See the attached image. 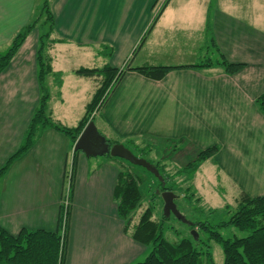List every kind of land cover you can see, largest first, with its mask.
<instances>
[{
	"label": "crops",
	"instance_id": "1",
	"mask_svg": "<svg viewBox=\"0 0 264 264\" xmlns=\"http://www.w3.org/2000/svg\"><path fill=\"white\" fill-rule=\"evenodd\" d=\"M43 2L0 0V50L10 45L23 26L41 16ZM47 2L53 17V30L45 56L50 60V73L63 72L69 78L63 76L64 82L59 88L57 100L63 109L59 120L77 125L84 114L81 116V110H78L76 116L70 112L69 105L76 103L79 96L86 97L81 103L85 112V106L99 84L97 76L77 75L76 69L96 68L106 63L125 69L104 104L98 129L106 140L121 144L125 141L145 142L146 145L164 140L175 145V152L182 153L177 161L188 152L197 154L216 146V153L201 163L202 169L207 165L208 177H202V171L196 172L192 181L194 188L204 179H212L213 185L220 186L224 195L235 192L234 200L244 192L250 196L264 195V184L260 186L256 176L262 174L264 177V170L258 173L255 170L259 152L263 154L264 165V111L257 103V98L264 93V0ZM40 22L44 24V18ZM207 24L209 32L206 31ZM151 28H154L155 36L153 45L159 49L155 56L173 48L175 58L187 57L186 63L167 64L166 57L149 63L150 49L140 56L137 64H133L145 47L146 35ZM28 35L7 68L0 73L2 105H8V100L13 99L25 107L21 123L13 126L12 132L18 135L14 142L16 149L23 141L20 136L24 137L41 96L36 62L39 38L28 45ZM147 45H151L150 41ZM102 46L111 47L112 54L101 53ZM220 53L230 62L242 63L243 67L229 74L215 64L192 66L201 63L204 59L200 58L206 54L212 61L218 60ZM95 61L101 65H96ZM144 65L174 68L159 80L126 68ZM70 84L72 86L68 87ZM69 90L71 92H67ZM48 94L47 109L51 108L53 113L49 104L53 97ZM54 118L57 117L54 115ZM6 125L0 123V128ZM42 136L44 141L39 145ZM72 145L69 137L52 128L44 130L35 139L29 150L36 151L30 161L39 166L38 173L29 167L28 175L14 178L17 184L25 183L21 192H16L15 187L6 201H0V225L12 234L22 227L57 228L65 174L72 156L70 167L74 160L75 169L65 264H129L138 253L137 249L140 251L145 246H138L123 231L122 219L116 212L113 190L120 169L113 160L101 163L90 159L95 156L86 157L81 152L74 154ZM43 148L51 154L45 157L38 154L37 150ZM28 151L12 164L17 167L22 163L20 161L27 159ZM244 151H249L248 160L243 159ZM254 156L255 161L252 160ZM34 182L40 185L33 188ZM8 214L11 215L8 219L2 217ZM132 243L139 248L134 246L135 255L129 257L125 249Z\"/></svg>",
	"mask_w": 264,
	"mask_h": 264
},
{
	"label": "trees",
	"instance_id": "2",
	"mask_svg": "<svg viewBox=\"0 0 264 264\" xmlns=\"http://www.w3.org/2000/svg\"><path fill=\"white\" fill-rule=\"evenodd\" d=\"M41 9L45 10L49 22L47 32L39 37L36 54L38 65L37 81L41 96L26 127L22 144L0 166V178L17 158L31 148L37 135L48 128L63 133L74 143L87 122L91 119L93 120L92 114L97 109V106L100 109L104 105L109 92L125 72V69L113 67L108 63L96 68L80 67L76 69L75 73L77 75L97 76L99 84L91 100L86 104L84 115L77 125L67 127L53 122L47 114L49 94L44 83L46 75L51 72V65L50 60L45 56L43 51L45 45L44 38L49 40L50 32L53 30V17L48 9L47 0H44ZM36 20L23 26L13 36L10 46L5 51L0 50V73L7 68L15 53L25 41L26 36L35 26ZM206 31L209 32L208 24ZM211 41L214 43L213 39ZM102 47L101 53L105 56L112 54L111 47ZM213 64L223 67L224 71L229 74L235 73L243 67L242 63L228 61L221 53L218 60L212 61L208 57L201 63L192 66L210 67ZM126 68L135 70L150 79L159 80L174 67L144 65ZM109 87V91L105 93ZM257 103L259 108L264 111V93L257 98ZM107 142L110 143L108 140ZM216 149V146H211L200 150L195 160L190 162L191 164L195 162L193 166L187 165L180 172L183 173V170L185 172L190 170L191 174L194 173L198 163L209 157ZM73 152L76 154L79 151ZM74 169L75 164L73 160V172ZM160 185L161 189H168L164 183L161 182ZM186 190H189V187ZM113 196L116 201L117 215L124 221V230L126 231L136 209L140 207L143 199L136 177L128 172L119 170ZM236 202L235 211L227 220L212 226L206 222L199 223V227L207 233V239L201 240L199 237L197 239L182 238L176 242H170L164 237L163 225L152 218L153 206L150 204L140 214L137 223L133 226L131 238L145 247H151V250L143 261L129 264H216L210 241H214L220 245L223 251L222 264H264V195L249 196L246 193H242ZM62 208L63 205H61ZM63 222L66 225L61 223L60 213L57 228L54 230L22 227L16 234L8 232L0 225V264H65L68 219ZM228 226L245 231L247 235L242 237H224L218 229ZM213 227L217 229H211Z\"/></svg>",
	"mask_w": 264,
	"mask_h": 264
},
{
	"label": "rangeland",
	"instance_id": "3",
	"mask_svg": "<svg viewBox=\"0 0 264 264\" xmlns=\"http://www.w3.org/2000/svg\"><path fill=\"white\" fill-rule=\"evenodd\" d=\"M211 5H213V4H211ZM41 16H39L37 18V20H36L37 25L32 30V32L29 33V35H28L29 36L28 37V39H29L28 45L33 44L34 41L36 40V38L37 37L39 38L48 29L47 25L49 22L47 20V14H46L45 10H43V9L41 10ZM43 18H44V24L42 22H40L41 19H43ZM150 30H151L150 33L149 34L147 33V35H146L147 39L145 42V47L139 51V55L136 57L133 64H137L138 60L141 59L140 56H143L145 54V52L150 51V49H151L150 58L147 57L148 58L147 61L149 63L159 62V60H157V59L160 57H166L167 58L166 63L171 64V65L179 63L177 61H183L182 63H186L185 61L187 60V57L175 58V56L172 54V52L174 51L173 48L168 49L166 52L161 51L159 55L157 54L155 56V51H157L159 49H156L153 45L154 44L153 37H155L154 36V28L153 29L151 28ZM49 39H51V38H49ZM37 40H39V39H37ZM149 41H150L151 45H147ZM49 42H50L49 40L44 38V44L45 45H44L43 51H44L45 55H46V52L48 51ZM181 42H183V39L181 40ZM9 46L1 49V51H5ZM152 47H153L154 51H153ZM179 48L180 47H178V49ZM137 52H138V50H137ZM207 55L208 54L204 55V57H202L200 59L203 60V59L210 57ZM90 58L91 57L89 56V59ZM95 63H96V65L98 64V66L101 65L100 64L101 62L95 61ZM53 72L50 73V75H49L50 79H48L49 78L48 77L47 80L44 81L45 86L47 88V92L50 93L51 97H53L52 99H50L49 104H50V107H52V109H54V112L52 113V110L50 108V109H47V112H48L47 114L51 117L53 122L61 123L62 125L67 126V127H72L74 124H72V125L66 124L65 122H62L61 120L58 119L59 114L63 110L62 108H60L61 107L60 103L57 100L60 97L59 88L61 87V84L64 82V77L66 79L68 76H66V74H64L63 72H59V71H53ZM67 75H68V73H67ZM45 79H46V77H45ZM67 79H69V78H67ZM70 86H72V84H70L68 87H70ZM115 86L113 87V89L115 88ZM110 87L108 88V90L105 93H107L109 91ZM83 89L84 88H82V90ZM113 89H111V91L109 92L107 99L109 97H111ZM67 92H71V91L69 90ZM83 92H84V90H83ZM85 98L86 97L82 98V96H79L76 103L70 104L69 105L70 112L74 113L77 116L78 110H81V116H82L84 114V108L82 107L81 103L84 101ZM67 99H68V96H67ZM107 99H106V101H107ZM0 100H1L0 101V123L7 124L5 128H0V166H2L3 163L6 161L7 157L10 155V152H11L10 149L14 148V149H12V151L13 150L16 151L17 146L14 145L15 144L14 142L17 139L18 135L15 132H12L13 129H15L13 126L16 123H21V118H22V116L25 115V107H24V104L19 103L18 100H16V101H14L13 99H11L10 101L8 100V105H2L4 97L1 98ZM79 106L81 109L79 108ZM104 110H105V105L101 106L100 109H98V106H97V109L92 114L93 121H94L97 129L98 128L100 129V127H101L100 126V123H101L100 119L103 117ZM54 115L57 118H54ZM40 134H42V132L39 133L37 135V137L40 136ZM20 139L23 140V137L20 136ZM40 140H41V143H39V142L38 143H39V145H42L43 141H44V137ZM109 142L111 144H114L113 140H110ZM158 142L159 143H150L149 145H146L147 143H145V142L133 143L131 141H125L122 144L126 148H128L138 158H143V159L147 160L148 162H150L151 164H153L157 168V170L159 171V174L161 175L162 180L158 176L153 174L152 172L148 171L145 167L140 166V165H136V164H131L127 160H124V159L119 158V157L100 155V156L90 157V159L99 160V161H101V163H103V161L113 160V162H115V164L117 165V167L120 170H123L125 172L130 173L131 175H133L137 179L139 189L141 191V194L143 195V199H142V203H141L140 207H138L136 209L134 216L131 220V223L128 226V229L126 231L124 230V221L122 220L121 223L123 226V231L125 233H127L131 236V231L133 229V226L137 223L140 214L144 211V209L147 206H149L151 204L153 206L152 218L154 220L162 223L163 230H164L163 234H164V237L168 241L176 242L182 238H192L193 239L194 238L193 230H195L197 232V236L199 237V239L205 240V239H207V233L204 232L199 227V223L206 222L210 226H212V225H215L219 222H223V221L227 220L230 217V215L235 211L236 203H237L236 202L237 200L236 199L234 200V198H233L234 195L236 196L235 192L230 191V192H227V195H224L222 192H220V186H214L213 185L214 181L212 179H204L201 182V184H198L199 187L194 188V184L192 181H193V178H194L196 172L202 171L201 176L202 177H204V176L208 177L207 176L208 172L205 171V166H207V165H205L202 169L201 163L203 161H205L207 158H209L210 156H212L213 154H215L217 150H215L206 159L200 161L198 163L197 168L194 171V173L191 174L190 170L187 172H185V170H183V173H181L180 170L185 168L187 165L193 166V164L195 162H193V164H191L190 162L195 160L199 151L197 152V154L194 153L193 151L188 152L187 154H185L186 156H184L181 160L177 161L176 158H178V157L180 158V155L182 153L175 152V150H174L175 145L173 146L172 144H170L169 142H165L164 140H160ZM247 145H248V143H247ZM249 151H246V152L244 151L242 153L244 160H248ZM35 153H36L35 150H29L27 152V154H28L27 159L20 161V162H22V163L19 162L20 164L17 163V164H19L17 167L15 166V164H12L3 173V175L0 178V201L1 200L6 201L8 199V196H10V194H12L15 191V189H14L15 187H16V192L22 191V186L24 185L25 182H23V184L21 182H18L19 184H17L14 181V178H16V176L20 175L21 177H23L24 175H28L26 170L29 171L27 169L29 167H30V169H32V171L38 173L37 171L39 170V168H38L39 166L37 164H33L34 162L32 163L30 161L32 159V157L35 156ZM37 153L38 154L41 153V155L44 157L48 154H51L45 148H43L39 151L37 150ZM261 153L262 152H259V158H258L259 163H258V166L255 168V170H257V173H258V171L264 170V165L262 166L263 154H261ZM252 155H254V152H252ZM49 156H51V155H49ZM71 160H72V156L68 160V167H67L68 170L66 171V174H65V183L63 184V189H62L61 204L63 205V208L61 209L60 213H61V223L63 225L64 224L66 225V223L63 221L64 220L67 221V219H69L68 211L70 212V207H71V202H72L70 194H71V188H72L71 185L73 183V178H74L73 176L74 175H73L72 168L70 167L71 162H72ZM252 160L253 161L256 160L255 156ZM185 163H187V165ZM184 165H186V166H184ZM11 169H12V173H10ZM30 175H31V177H35L32 174H30ZM190 176H191V178H190ZM256 176L258 177L257 178L258 184L260 186H262L264 184V177L262 176V174H258ZM186 180H188V181H186ZM162 181L165 184L166 188H168V189H161L160 183ZM36 182H34L32 184L33 188H34V186L37 187L40 185ZM188 187H189V190H186V188H188ZM23 188L26 190V187H23ZM163 190H171L176 194L175 202L177 204V208L185 216V218L187 220L192 222L191 225H189L185 222H182L173 214H170L169 216L164 215V213H163V200H162V197L160 195V193ZM19 211H23V210L20 209ZM0 215H2V213ZM2 217L5 219H8L9 217H11V215L8 214V215H4ZM63 225H61V227H63ZM211 229H217V228L213 227ZM218 231L224 237H232V236L242 237V236L247 235V232L241 231V230H239L233 226L220 228V229H218ZM209 243L211 245L214 260H215L216 264H222V262H223V251H222L220 245L214 241H210ZM132 244H134V243H132ZM132 244H130L129 248L125 249L126 251L129 252V257H132L135 255L134 246H136L135 245L136 243L133 246H132ZM137 245L142 246L139 243ZM137 248H139V247H137ZM137 250H138L137 251L138 253L130 261V263H136V262L143 261L145 259V257L147 256V254L150 252L151 247H144V249H142L140 251H139V249H137Z\"/></svg>",
	"mask_w": 264,
	"mask_h": 264
},
{
	"label": "water",
	"instance_id": "4",
	"mask_svg": "<svg viewBox=\"0 0 264 264\" xmlns=\"http://www.w3.org/2000/svg\"><path fill=\"white\" fill-rule=\"evenodd\" d=\"M73 150L81 152L86 157L100 155L119 157L127 160L131 164L145 167L148 171L152 172L161 179L159 171L153 164L143 158H138L121 143H108L105 136L99 132L92 119L87 122L75 140ZM160 195L163 200V213L165 216L173 214L182 222H185L189 225L192 224V222L187 220L185 216L178 210L177 204L175 202L176 194L173 191L163 190ZM193 234L195 239L198 238L197 232L195 230H193Z\"/></svg>",
	"mask_w": 264,
	"mask_h": 264
}]
</instances>
